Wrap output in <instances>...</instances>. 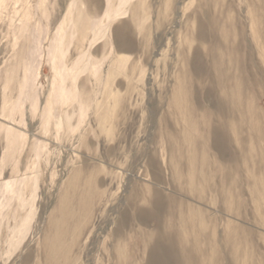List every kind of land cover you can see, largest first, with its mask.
<instances>
[{
	"label": "rangeland",
	"instance_id": "1",
	"mask_svg": "<svg viewBox=\"0 0 264 264\" xmlns=\"http://www.w3.org/2000/svg\"><path fill=\"white\" fill-rule=\"evenodd\" d=\"M153 190L264 264V0H0V264H148Z\"/></svg>",
	"mask_w": 264,
	"mask_h": 264
},
{
	"label": "bare ground",
	"instance_id": "2",
	"mask_svg": "<svg viewBox=\"0 0 264 264\" xmlns=\"http://www.w3.org/2000/svg\"><path fill=\"white\" fill-rule=\"evenodd\" d=\"M151 193L152 198L148 197L143 200L147 204L148 210L152 209L154 211V214L152 213V218L157 224L158 244L156 248L154 247L150 250L152 253L149 256L148 264H169L170 258H173L176 264H189L188 261L190 260V256L195 258L190 252L191 247L189 246L192 245H189L190 240L182 238L184 235L181 236L180 233L181 229L190 226L189 223H187V217L184 215L186 207L181 203H176L172 198L165 200L157 191L153 190ZM133 201L135 200L133 199ZM163 213H167L171 216L172 219H170V223H161L160 218ZM176 219L178 223H175ZM166 249L169 253V257L161 253ZM158 253H160L159 256H157Z\"/></svg>",
	"mask_w": 264,
	"mask_h": 264
}]
</instances>
